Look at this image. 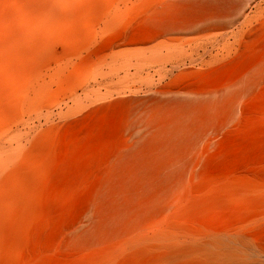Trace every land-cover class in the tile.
Here are the masks:
<instances>
[{
	"label": "rangeland",
	"instance_id": "rangeland-1",
	"mask_svg": "<svg viewBox=\"0 0 264 264\" xmlns=\"http://www.w3.org/2000/svg\"><path fill=\"white\" fill-rule=\"evenodd\" d=\"M0 264H264V0H0Z\"/></svg>",
	"mask_w": 264,
	"mask_h": 264
}]
</instances>
